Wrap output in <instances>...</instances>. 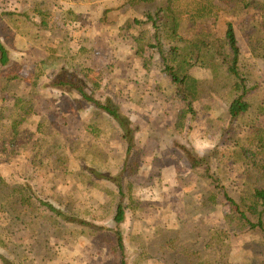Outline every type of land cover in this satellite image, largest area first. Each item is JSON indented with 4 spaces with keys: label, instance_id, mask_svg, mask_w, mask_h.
<instances>
[{
    "label": "rangeland",
    "instance_id": "obj_1",
    "mask_svg": "<svg viewBox=\"0 0 264 264\" xmlns=\"http://www.w3.org/2000/svg\"><path fill=\"white\" fill-rule=\"evenodd\" d=\"M201 1L212 8L223 6L220 0ZM48 5H53L55 12L51 25L57 40H61L59 48L54 47L49 35H39L28 21L21 30L23 35L17 30V17H6L0 23V37L12 61L9 68L0 64V69L19 75L20 90H25L23 98L34 100L29 121L20 126L15 145L17 157L9 161L0 153V185L8 191L20 182L28 183L57 207L68 212H71L69 208H77L87 219L96 213L100 223L111 228L114 207L110 205L108 194L118 192L117 186L96 178L91 168L119 172L125 145L118 126L105 116L95 115L91 105L84 103L80 107L73 94L52 86L62 65L72 70L96 69L99 98H111L139 128L136 141L141 163L131 170L129 180L137 186L141 207L137 218L133 219L129 213L123 226L127 259L131 264H182L174 254L160 249L161 235L164 230L177 229L179 219L189 215L195 200L203 199L211 188L199 173L191 170L180 146H190L204 154L220 146L231 127L226 100L208 91L206 81L210 71L193 70L199 82L186 90L193 98L198 116L190 132L178 133L173 106L157 91L159 86H168L162 74L160 53L148 51L147 42L140 38L151 26L126 27L128 22L142 18L145 8L140 5L132 8L126 5V0H0V13L22 15L27 12L30 18L37 19L36 14ZM68 12H74L80 19L68 20ZM255 14L257 12L253 11L246 16L232 17L222 12L219 30L229 21L234 23L248 87L253 89L252 97L259 104L264 91V60L254 58L245 39L246 29L258 20ZM20 19H24L23 16ZM19 26L22 28V23ZM186 27L184 36H187ZM214 46V43L210 46V57ZM141 48L146 51L142 53ZM55 55L58 58L42 63L48 56ZM151 56L150 70L145 63ZM29 82H36L37 86ZM41 122L49 129L39 134L37 128ZM91 124L99 125L101 138L89 133ZM2 144L0 140V152ZM87 146L100 149L103 154L91 153ZM61 157L66 159V165L59 161ZM80 174H86L97 186L89 185ZM220 178L223 183L228 182L224 176ZM230 179L235 183L233 187H241L243 180L238 173H232ZM191 223L225 239L221 253L224 263L264 264L259 237L249 232L231 231L222 206L213 207L208 215L195 218ZM1 238L16 246L10 251L0 247V256H14L17 261L28 256L36 264H119L117 255L102 241L85 236L73 241L48 233L35 238L29 233H19L15 224L0 211ZM142 242L147 246V253L139 259Z\"/></svg>",
    "mask_w": 264,
    "mask_h": 264
},
{
    "label": "trees",
    "instance_id": "obj_2",
    "mask_svg": "<svg viewBox=\"0 0 264 264\" xmlns=\"http://www.w3.org/2000/svg\"><path fill=\"white\" fill-rule=\"evenodd\" d=\"M220 3L223 6L212 8L201 0H126V5L132 8L138 5L145 8L142 18L128 22L126 27L151 26L140 38L147 42L148 51L157 50L160 53L162 74L168 86H159L157 91L173 106L176 131L183 135L186 131L190 132L198 116L193 98L186 90L188 86L199 82L192 74L196 68L210 71L206 81L208 91L226 100L229 107L231 127L224 134L225 139L220 146L206 154L190 146H180L191 170L199 173V177L211 188L207 196L200 198V201L195 200V207L189 215L179 219L177 229L164 230L161 235L160 249L174 254L182 264H227L221 255L225 239L218 238L208 228L203 230V227L191 223L195 218L208 215L210 209L218 205L223 207L231 231L258 236L264 250V91L260 103L256 104L252 97L254 91L248 87L243 70V56L234 23L229 21L224 29L219 30L222 12L232 17L257 12L254 18L258 20L246 29L245 39L254 58L264 60V0H220ZM52 7L45 6L36 14L37 19L33 16L30 18L27 12L22 15L18 12L0 13V23L6 17H17V30L23 35L21 30H24L28 21L36 27L39 35H49L54 47L59 48L61 40H57L51 25V16L55 13ZM22 16L24 19L18 20ZM68 16V20L80 19L74 12H68ZM21 23L22 28L19 26ZM184 26H187V36L183 35ZM212 43L215 46L210 57ZM140 51L143 53L146 48ZM56 58L58 55L48 56L42 63ZM65 58L64 61L70 64ZM11 62V53L0 37V64L9 68ZM152 63L153 56L147 58L145 67L151 70ZM98 80L96 69L84 67L82 70H72L62 65L52 86L73 94L80 107L87 103L95 109V115L105 116L118 126L125 145L119 172L91 168L96 178L111 181L117 186L118 192L108 194L110 205L114 207L111 228L101 224L96 213L87 219L79 214L77 208H69L71 212H68L57 207L25 182L18 183L8 191L0 185V211L15 224L19 233H29L35 238L48 233L73 241L85 236L108 244L112 254L117 255L119 264H131L127 259L123 226L129 213L133 219L137 218L141 207L137 186L129 180L131 170L141 163L136 141L139 128L133 125L111 98H99ZM28 84L37 86L36 82ZM20 88L19 75L14 76L0 69V140L3 143L0 153L9 161L18 154L15 145L20 126L28 122L33 113L34 100L30 102L24 99L25 90ZM48 129L41 122L37 132L42 134ZM88 131L99 138L102 136L99 125H88ZM87 148L91 153L99 151L103 154L102 150L93 146ZM59 161L62 165L67 163L63 157ZM232 173L242 177L241 187H233L235 183L230 179ZM80 176L88 180L89 185L97 186L86 174ZM220 176H224L228 182L223 183ZM15 246L0 239V247L4 250L10 251ZM146 248L142 242L139 259L146 257ZM0 264L36 263L28 256H24L21 261L15 260L14 256H0Z\"/></svg>",
    "mask_w": 264,
    "mask_h": 264
}]
</instances>
